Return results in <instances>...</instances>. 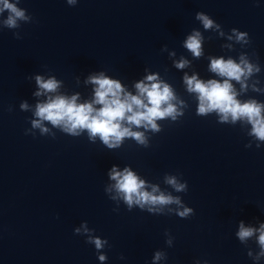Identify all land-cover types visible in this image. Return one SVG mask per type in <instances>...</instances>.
Listing matches in <instances>:
<instances>
[{
  "label": "water",
  "instance_id": "water-1",
  "mask_svg": "<svg viewBox=\"0 0 264 264\" xmlns=\"http://www.w3.org/2000/svg\"><path fill=\"white\" fill-rule=\"evenodd\" d=\"M18 6L32 22L0 28V264H153L157 251L164 255L155 264H264V257L257 262L247 255L259 251L255 237L247 244L236 237L241 221L255 228L264 223V142L249 136L251 125L244 121L198 115L197 96L183 82L185 73L220 79L209 71V57L239 62L247 52L260 71L246 91L233 85L241 101L264 103V0H20ZM198 12L210 15L225 35L205 30ZM233 28L247 32L251 43L229 40ZM194 30L204 37L199 58L184 47ZM182 58L189 64L178 69ZM100 72L133 95L136 83L157 76L172 87L183 115L157 120L158 132L133 125L146 144L125 137L112 149L99 136L90 139L87 130L72 136L47 121V133L32 128L36 105L47 99L35 95L36 75L60 81L51 95H78L77 103H85L95 88L86 81ZM113 166L129 167L148 191L157 186L179 196L194 215L178 217L169 211L176 205L164 215L138 206L129 211L122 200L110 199L114 189L105 192L115 183ZM168 175L187 182L186 191L176 192ZM84 222L108 241L101 250L105 261L83 234H75Z\"/></svg>",
  "mask_w": 264,
  "mask_h": 264
},
{
  "label": "clouds",
  "instance_id": "clouds-1",
  "mask_svg": "<svg viewBox=\"0 0 264 264\" xmlns=\"http://www.w3.org/2000/svg\"><path fill=\"white\" fill-rule=\"evenodd\" d=\"M68 4L75 5L77 0H67ZM20 0H0V17L7 12V17L0 20V28L18 29L20 22L31 23L33 18L26 15V9L19 7ZM196 19L199 20L205 30L215 29L223 36L221 25L210 18V15L204 12H198ZM229 40L235 39L237 44L242 46L249 45L251 40L247 32H242L236 28L231 29ZM16 39H22L19 32L14 33ZM204 37L200 31L194 30L184 42L187 48L195 58L201 57L202 41ZM232 48L231 44L225 45ZM209 71L214 73L220 79H208L207 81L198 78L197 75L189 76L185 73L183 82L189 93H194L198 100L197 114L205 116L210 113H216L220 123H232L244 121L251 125L249 136L257 141L264 142V103L256 99L241 101L238 99L239 93L236 91L233 81L241 86L242 91L249 87L247 81L256 73H259V61L255 63L250 61V54L241 52L237 62L236 59L223 56L209 57ZM186 59L175 62V67L183 69L188 66ZM39 91L36 96L47 95L45 102L36 105L34 116L36 119L31 121L33 129H40L41 133H47L49 129L43 126V122H50L53 126L60 128L63 132L72 136H79L81 130H87L89 138L95 139L97 136L108 148H117L125 137L134 138L139 144H146V137L143 132L132 131L131 126L137 128L151 129L154 132L160 131L157 120L170 117L176 120L177 116L183 115L178 111L175 93L172 87L163 81H160L155 75H148L145 80L135 84L136 95L125 90L118 79H111L103 72L88 77L87 83L95 85L94 99L91 102L77 103L79 96L73 95L70 98L61 95H51L57 93L60 87V81L55 77L45 79L42 75L35 76ZM253 91H260L255 84L252 85ZM183 105V101H180ZM21 108L27 110L28 104L22 103ZM125 122L128 126H125ZM25 134H30L26 130ZM251 147V145H246ZM257 148L261 147L257 143ZM110 179L114 185L105 189V192H112L115 196L112 200H122L129 211L133 206H138L140 210L149 213L164 215V209L171 205H176L175 209H169L180 218H188L194 215L191 207H187L179 196H173L171 193L161 192L157 186H152L151 191L146 190V182L132 171L125 167L123 171L113 166L110 173ZM167 184L171 185L176 192H184L187 189V182L180 183L176 176L168 175L165 177ZM159 193V194H157ZM119 211V208L114 209ZM83 230V231H82ZM75 234L84 235L88 244L94 245L100 261L107 259L101 250L108 243L106 239L102 240L95 235V229H90L87 222L81 227L75 228ZM258 234V235H257ZM169 236L170 233H165ZM236 237L241 244H247L253 237L259 248L258 253L253 257L251 251L247 252L248 257L259 261L264 257V223L258 228L245 226L240 222ZM166 243L172 246V239L169 238ZM164 254L157 251L155 253L153 264L159 261ZM124 257L121 256V259ZM196 264H201L197 260ZM203 264H208L204 261Z\"/></svg>",
  "mask_w": 264,
  "mask_h": 264
}]
</instances>
